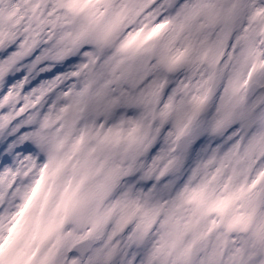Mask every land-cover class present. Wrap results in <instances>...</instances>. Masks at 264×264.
<instances>
[{"label":"clouds","instance_id":"clouds-1","mask_svg":"<svg viewBox=\"0 0 264 264\" xmlns=\"http://www.w3.org/2000/svg\"><path fill=\"white\" fill-rule=\"evenodd\" d=\"M0 264H264V0H0Z\"/></svg>","mask_w":264,"mask_h":264}]
</instances>
